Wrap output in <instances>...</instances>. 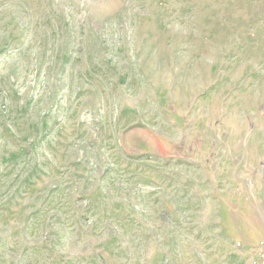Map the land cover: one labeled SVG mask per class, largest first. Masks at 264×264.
<instances>
[{"label":"rangeland","instance_id":"374dc122","mask_svg":"<svg viewBox=\"0 0 264 264\" xmlns=\"http://www.w3.org/2000/svg\"><path fill=\"white\" fill-rule=\"evenodd\" d=\"M264 0H0V264H262Z\"/></svg>","mask_w":264,"mask_h":264},{"label":"built area","instance_id":"2783aa9c","mask_svg":"<svg viewBox=\"0 0 264 264\" xmlns=\"http://www.w3.org/2000/svg\"><path fill=\"white\" fill-rule=\"evenodd\" d=\"M262 264H264V262H262Z\"/></svg>","mask_w":264,"mask_h":264}]
</instances>
